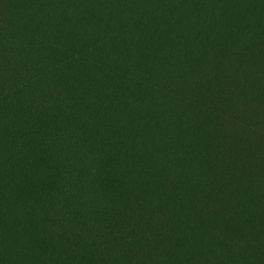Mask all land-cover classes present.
<instances>
[{"label": "trees", "instance_id": "1", "mask_svg": "<svg viewBox=\"0 0 264 264\" xmlns=\"http://www.w3.org/2000/svg\"><path fill=\"white\" fill-rule=\"evenodd\" d=\"M164 1L0 0V169L42 177L0 196V264H264V0L118 26L101 78L50 55Z\"/></svg>", "mask_w": 264, "mask_h": 264}, {"label": "rangeland", "instance_id": "2", "mask_svg": "<svg viewBox=\"0 0 264 264\" xmlns=\"http://www.w3.org/2000/svg\"><path fill=\"white\" fill-rule=\"evenodd\" d=\"M177 0H166L164 2L158 3L153 5L151 8L147 10V13L140 15L139 17H136L132 20H130L128 23L125 24V19L123 17L114 18V20L111 23H107L108 20H111V18L105 19L103 21L98 22L94 27L87 29L84 25L79 26L80 32L77 31H69L65 30L64 32L60 33L57 32L54 37H52V44L55 49L47 48L46 46L39 43L40 47L41 45L47 49L53 50V54H50L57 60L66 58V53H79L82 52L85 57H79L75 59H71L68 61L69 67L72 66V70L78 72L79 74H83V77H85L88 73L93 74L92 76L101 78L103 75L101 74V71L98 70V67L95 64L94 67L90 65L89 60H96L103 63H107V60L101 55L95 53L91 48V44L93 41H97L103 37H105L107 34L115 33L118 29L124 28L125 25H134L136 27L137 25L145 26L147 23H149L151 26L154 25H160L161 22H166L168 19L169 12H172L171 10H181L180 14H189L192 9H196L195 7L198 5H203L202 1L204 0H184L183 2H179L177 4H174V2ZM167 12V13H166ZM82 17H86L82 16ZM76 18L69 19V17L66 19L67 21H73L76 20ZM86 18H79V21H84ZM119 27L118 29H115L116 27ZM176 31H180V28L178 27ZM178 38L176 37L174 41H176ZM45 50V49H44ZM57 51V52H56ZM65 51V52H64ZM112 65V64H109ZM110 79L109 85L115 82V84H124L126 88H131L130 83L121 81L119 79H115L112 76H108ZM84 86V84H83ZM87 87V85H86ZM110 87V86H109ZM89 92V97L91 98H97L98 93L97 90L93 89L92 87L87 90ZM87 96V97H88ZM87 100H85L86 102ZM92 104L93 101L89 100ZM86 104H88L86 102ZM99 105L97 104L96 107ZM110 115V114H108ZM112 121L110 122V125L112 126ZM114 127V126H113ZM128 127L124 128L120 131H128ZM117 131V130H114ZM36 169H38V165H34ZM42 177H33L31 179H24L22 175L17 174L15 171L13 172L12 169H0V196H3L5 194L6 189H12L17 192H22L30 185L32 181H40Z\"/></svg>", "mask_w": 264, "mask_h": 264}]
</instances>
